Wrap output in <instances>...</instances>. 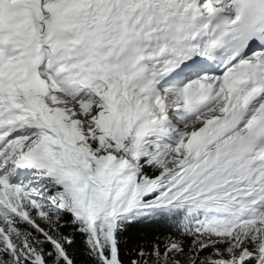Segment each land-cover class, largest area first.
Returning <instances> with one entry per match:
<instances>
[{"label":"snow or ice","instance_id":"6c2138e0","mask_svg":"<svg viewBox=\"0 0 264 264\" xmlns=\"http://www.w3.org/2000/svg\"><path fill=\"white\" fill-rule=\"evenodd\" d=\"M0 264H264V0H0Z\"/></svg>","mask_w":264,"mask_h":264},{"label":"trees","instance_id":"16d2710c","mask_svg":"<svg viewBox=\"0 0 264 264\" xmlns=\"http://www.w3.org/2000/svg\"><path fill=\"white\" fill-rule=\"evenodd\" d=\"M142 228H149V229H160V230H164L165 228L168 227L167 224L165 223H153V224H149V225H143V226H140Z\"/></svg>","mask_w":264,"mask_h":264},{"label":"rangeland","instance_id":"374dc122","mask_svg":"<svg viewBox=\"0 0 264 264\" xmlns=\"http://www.w3.org/2000/svg\"><path fill=\"white\" fill-rule=\"evenodd\" d=\"M40 227H42V228H43V227H46V225L40 224Z\"/></svg>","mask_w":264,"mask_h":264}]
</instances>
